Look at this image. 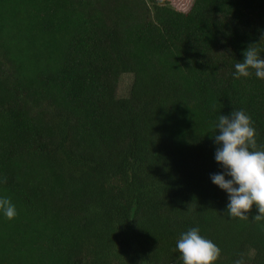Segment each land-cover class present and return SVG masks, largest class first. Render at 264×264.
<instances>
[{"label":"trees","instance_id":"obj_1","mask_svg":"<svg viewBox=\"0 0 264 264\" xmlns=\"http://www.w3.org/2000/svg\"><path fill=\"white\" fill-rule=\"evenodd\" d=\"M250 45L264 0H0V264H183L191 228L214 264H264L255 205L230 217L211 181L220 115L264 150V79L234 77Z\"/></svg>","mask_w":264,"mask_h":264},{"label":"clouds","instance_id":"obj_2","mask_svg":"<svg viewBox=\"0 0 264 264\" xmlns=\"http://www.w3.org/2000/svg\"><path fill=\"white\" fill-rule=\"evenodd\" d=\"M252 45L243 52V62L235 64L234 77L237 79L250 77L251 70L255 71L257 78L264 79V59ZM216 130L219 131L218 135L215 134ZM213 132L212 138L219 145L215 151V161L223 167L224 172L211 175V181L228 194L227 214L247 219L255 205L258 214L254 219L264 220V150H256L257 132L251 117L243 110L232 111L229 116L220 115ZM226 176L230 179H225ZM0 210L9 220L18 214L7 197L0 198ZM176 249L183 264H214L221 254L216 244L200 235L199 228L182 233ZM234 264L243 262L236 260Z\"/></svg>","mask_w":264,"mask_h":264},{"label":"rangeland","instance_id":"obj_3","mask_svg":"<svg viewBox=\"0 0 264 264\" xmlns=\"http://www.w3.org/2000/svg\"><path fill=\"white\" fill-rule=\"evenodd\" d=\"M173 7L185 11L189 8L192 0H167ZM132 82V75L129 73L122 74L118 81L117 96L125 97L128 94L129 86Z\"/></svg>","mask_w":264,"mask_h":264}]
</instances>
